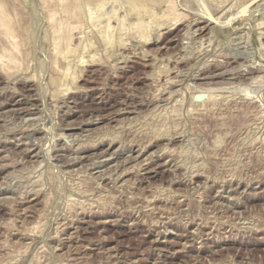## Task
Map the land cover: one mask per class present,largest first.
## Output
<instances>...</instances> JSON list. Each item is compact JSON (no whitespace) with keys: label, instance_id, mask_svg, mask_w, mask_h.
<instances>
[{"label":"rangeland","instance_id":"1","mask_svg":"<svg viewBox=\"0 0 264 264\" xmlns=\"http://www.w3.org/2000/svg\"><path fill=\"white\" fill-rule=\"evenodd\" d=\"M62 1L0 0V264H264V0Z\"/></svg>","mask_w":264,"mask_h":264},{"label":"bare ground","instance_id":"2","mask_svg":"<svg viewBox=\"0 0 264 264\" xmlns=\"http://www.w3.org/2000/svg\"><path fill=\"white\" fill-rule=\"evenodd\" d=\"M51 1H52V0H51ZM56 1H58V0H56ZM59 1H60V0H59ZM75 1H77V0H74V2H75ZM121 1H122V0H121ZM62 2H64V0H63ZM138 2H139V1H138ZM57 3H58V2H57ZM77 3H78V2H77ZM77 3H76V4H77ZM133 3H134V2H133ZM58 4H59V3H58ZM60 4H61V2H60ZM60 4H59V6H60V8H61V6H62L63 4H61V5H60ZM76 4H74V5H76ZM171 4H172V2L170 3V5H171ZM2 5H3V4H2ZM172 5H173V7L175 6L174 3H173ZM0 7L2 8V6H0ZM72 7H73V5H72ZM76 7H77V6H76ZM76 7H75V8H76ZM78 7H79V6H78ZM1 8H0V9H1ZM58 8H59V7H58ZM61 9H62V8H61ZM61 9H60V10H61ZM93 9H94V8H93ZM97 9H98V8H97ZM172 9H173V8H172ZM3 10H4V7H3ZM64 10H65V9H64ZM88 10H89V9H88ZM68 11H69V10H68ZM85 11H86V10H85ZM172 11H174V10H172ZM66 12H67V9H66ZM66 12L63 11V13L66 14V16H67V13H68V12H67V13H66ZM86 12H87V11H86ZM88 12H89V11H88ZM50 13H51V12H50ZM52 13H53V12H52ZM69 13H71V12H69ZM69 13H68V14H69ZM4 14H5V12H4V13L2 12V13L0 14V27H2V29H5V31H6V33H7V35H8V33H11V28H10V27H11V26H10L11 23L9 22V21H10V20H9V17H10V16L7 18V17L5 16L6 14H5V15H4ZM56 14H57V13H56ZM61 14H62V13H61ZM64 14H63V15H64ZM51 15H52V14H51ZM51 15H50V17H49L50 19H51ZM53 15H55V13H54ZM72 15H73V14H71L70 17H71ZM89 15H91V14H89ZM13 16H14V15H13ZM57 16H58V15H57ZM87 16H88V14H87ZM91 16H92V15H91ZM53 17H55V16H53ZM64 17H65V16H64ZM64 17H63V18H64ZM72 17H73V16H72ZM75 17H76V16H75ZM79 17H80V16H79ZM55 18H56V17H55ZM66 18H67V17H66ZM10 19H11V17H10ZM52 19H53V18H52ZM77 19H78V18H77ZM11 20H12V19H11ZM67 20H68V19H67ZM88 20H91V18L88 19ZM61 21H62V20H61ZM74 21H75V20H74ZM76 21H77V20H76ZM11 22H13V21H11ZM59 22H60V21H59ZM63 22H64V21H63ZM63 22L57 24V25H59V28H58L57 25L54 24L55 26H57L58 29H57L56 27L53 26V28H56V29H57V30L54 32L55 35H56V37H57V35H59V36L57 37L58 39L55 41V42H56V43H55L56 45H58L57 43H59V42H60V44H61V41H59V39H60L59 37H61V38H63V36L65 37V35H64V31L62 32L63 35H61V31H62V30H65L64 27L66 26V28H68V29H69V27H74V26H72L69 22H67V24H66V21H65L64 23H63ZM88 23L90 24V22H88ZM140 23H141V22H140ZM74 24H75V23L73 22V25H74ZM91 24H92V23H91ZM97 24H98V23H97ZM149 24H150V23H149ZM149 24H148V25H149ZM75 25H77V23H76ZM80 25H81V23H79V26H80ZM106 25H107V24H106ZM135 25H136V24H135ZM79 26H78V27H79ZM81 26H82V25H81ZM102 26H103V25H102ZM110 26H111V25H110ZM95 27H96V26H95ZM100 27H101V26H100ZM106 27H107V26H106ZM74 28H75V27H74ZM74 28H73V31L75 30ZM108 28H109V25H108ZM108 28H107V29H108ZM71 29H72V28H71ZM76 29H77V28H76ZM105 30H106V28H105ZM13 31H14V30H13ZM13 31H12V32H13ZM69 31H70V30H68V32H69ZM71 31H72V30H71ZM103 32H105V31H103ZM106 32H107V31H106ZM109 32H110V30H109ZM111 32H112V29H111ZM113 32H114V31H113ZM100 33H101V32H100ZM107 33H108V32H107ZM105 34H106V33H105ZM105 34H104V35H105ZM12 35H14V34L11 33V37H12ZM60 35H61V36H60ZM99 35H100V34H99ZM108 35L111 36V34H108ZM108 35H107V36H108ZM112 35H113V34H112ZM9 36H10V34H9ZM105 36H106V35H105ZM105 36H103V37H105ZM14 37H15V35H14ZM14 37H13V38H14ZM101 37H102V35H101ZM11 39H12V38H11ZM11 39H10V40H11ZM65 39H66V38H65ZM65 39H63V41H66V40H67V39H66V40H65ZM104 39L106 40V38H104ZM104 39H102V40H104ZM111 39H112V36H111ZM148 39H149V38H148ZM13 40H14V39H13ZM61 40H62V39H61ZM14 41H15V40H14ZM16 42H17V41H16ZM16 42H15L14 46L17 44ZM106 42H108V40H107ZM109 42H110V41H109ZM67 43H68V42H67ZM11 45H12V44H11ZM11 45H10V46H11ZM20 45H21V44H19V46H20ZM56 45H55V46H56ZM89 45H90V44H89ZM91 45H92V44H91ZM108 45H109V44H108ZM110 45H111V44H110ZM64 46H65V45H64ZM11 47H12V46H11ZM17 47H18V46H17ZM58 47H59V46H58ZM58 47H57V48H58ZM60 47H61V46H60ZM67 47H68V46H67ZM14 48L16 49V47H14ZM57 48H56V49H57ZM64 48H66V47H64ZM17 49H18V48H17ZM78 49H79V48H78ZM1 50H2V48H1ZM11 50H12V49H11ZM82 50H83V49H82ZM2 51H3V50H2ZM9 51H10V50H9ZM15 51H17V50H15ZM15 51H14V52H15ZM3 52H4V51H3ZM10 52H11V51H10ZM14 52H12V53H13L12 55H14ZM17 52H18V51H17ZM73 52H74V51H73ZM63 53H65V52H63ZM1 54H2V52H1ZM4 54H5V52H4ZM4 54H2V55L0 56V64H1L2 66H3V63H2L1 61L3 60V59H2L3 57H8V60H10V61H12V59H13V58L11 57L12 55H11L10 53H9V54H10L11 56H7V55H4ZM7 54H8V51H7ZM18 54H19V53H18ZM16 55H17V54H16ZM13 57H14V56H13ZM14 58H15V57H14ZM17 58H18V57H16V59H17ZM10 61H9V62H10ZM15 61H16V60H15ZM3 62H4V61H3ZM17 65H18V64H17ZM228 65H229V64H228ZM18 67H19V65H18ZM241 67H242V66H241ZM260 69H261V68H260ZM217 70H218V69H217ZM168 71H169V70H168ZM247 73H248V72H247ZM261 73H262V72H261ZM167 75H168V74H167ZM242 76H243V75H242ZM148 77H149V76H148ZM212 78H213V77H212ZM167 81H168V80H167ZM166 83H167V82H166ZM244 88H245V87H244ZM202 89H203V88H202ZM248 92H249V91H248ZM248 92H247V93H248ZM247 93H246V95H247ZM243 94H244V93H243ZM215 96H216V95H215ZM253 96H254V95H253ZM249 97H250V96H249ZM260 99H261V98H260ZM127 112H128V111H127Z\"/></svg>","mask_w":264,"mask_h":264}]
</instances>
